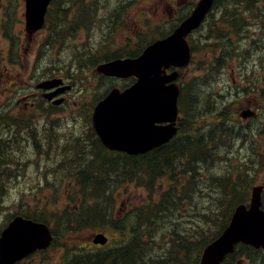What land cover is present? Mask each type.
I'll return each mask as SVG.
<instances>
[{"label": "rangeland", "instance_id": "rangeland-1", "mask_svg": "<svg viewBox=\"0 0 264 264\" xmlns=\"http://www.w3.org/2000/svg\"><path fill=\"white\" fill-rule=\"evenodd\" d=\"M2 1L3 5L0 8H7L11 12H9V21L7 23L3 21L4 16H2L1 22L5 23L6 32L14 40L18 39L21 34L19 28L15 27L16 10L20 6L19 1L23 0ZM197 1L56 0L52 17L53 21L63 20L62 29L59 31L49 25L47 30L42 31L32 55L21 56L19 52L10 51L6 56L7 65L11 66V59L17 61L20 58V62L16 65L15 72L18 74H15V79L4 82L6 87L14 85V88H23L26 82H29V77L21 79L20 76L25 67L31 66L34 62H37L39 77L54 72L56 75H65L67 78L76 75L78 79L75 82L76 93L72 95L70 101L71 106L67 110H59L51 116L45 115L46 111L43 109L38 111L29 109L24 112L18 108L17 114L21 117L17 119L16 112L10 110L14 106L15 99L19 97L16 95V91H7L3 96L4 101L1 104H6L7 110L0 112V123L5 127L15 123L18 126L22 125L20 130H25L28 127L29 129L23 133V136L27 138L26 143L21 141V138L13 139L16 142L11 146L8 145V139H5V142L2 141L6 151L2 154L5 163L4 170L9 174V177L6 178L2 175L7 185L5 186L7 195L0 204V231L13 215L22 211L28 213L38 211L48 218L50 224H54L53 227L59 237L58 242L65 248L72 245L86 246L87 249L95 251L98 248L91 243V240L96 233H107L110 237V245L116 246L117 234L113 231L116 225L118 229L123 230L124 239L128 241L130 235L137 230L136 226L145 222L142 216L137 217L136 215L140 213L149 219L150 215L145 213L143 208L153 207L156 218L153 220L155 219L157 227L154 234L150 236L149 243L150 247L152 246V259L157 261L158 257L166 259L167 252L175 247V243L179 239L187 240L192 236L190 240H194V244L198 241L199 244L200 241L213 237L221 230L223 215L226 211L225 201L234 200L232 202H235L248 196L245 194L246 190L245 192L243 190L254 181V178L246 174H239V169L243 167V155L248 154L246 150L241 149L245 136L248 135L251 142L255 143V147H258L256 152L264 154V134L256 136L255 141L251 131H248L247 134L244 133L239 110L242 105L246 104V100L243 95L238 97L245 85L250 87L244 76H241L240 70L243 62H255L249 64L250 68L262 65L261 74L264 77V43L252 41L256 34L263 37L262 31H259L264 29L262 24L260 27L251 23L252 27L243 41L246 48L244 47L238 56L223 61V66L215 64L216 58L221 54L220 46L211 44L209 48L206 46L204 48L203 42L199 40L207 29L209 31L213 19H209L205 24L204 28H207L204 31L194 35L193 42L199 52L195 55L194 64L185 71L182 82L191 83L192 80H195L199 85H202L208 75L205 85L208 93L203 92L193 113L184 114L185 135L198 134V131L203 132L207 125H214L215 122L222 120L219 114L216 116L202 114L210 113L212 109L210 101L213 100L216 92L224 93L222 101H231L233 118L229 122L235 123L237 129H232L225 137L222 136L221 139H218L220 143L216 145L215 158L209 160L207 164H203L202 169L194 174L191 188L186 187L185 192H182L183 183H187V181L177 169L174 173L169 172L166 176L157 179L155 181L156 189L153 191L148 190L145 186L147 178L131 173L128 177L132 176L133 180L119 183L113 193V211H111L108 220H104L103 223L100 221L90 222V226H86V221H80L78 218L77 221L74 214L70 215V218H73L72 223L74 222V225H78L77 227L80 229L74 240L65 238V223L60 220L61 218L55 217L57 213L72 212V209L77 208L85 198L83 194H80V188H73L77 181L75 176L81 166L86 164L87 156L93 155L92 151H99L96 138L89 128V117L92 111L88 107L91 103L98 101L112 85H123L117 81L103 80L95 75V65L103 61L104 56H111L128 44L136 50L140 44H145L147 40L159 35L158 30L163 32L162 34L170 32L178 19L184 16ZM67 4L71 8L62 13V9H67ZM82 5L92 9L91 15H95L91 25L85 23L88 25L87 27L81 26V20H78V6ZM119 7L121 9L125 7V15H117L115 10ZM260 20L264 21V19ZM51 35L53 38L50 40ZM214 39L216 38L214 37ZM50 41L53 45L48 48ZM3 46L8 48L7 39ZM22 54L24 53L22 52ZM21 59L23 64L19 67ZM74 102L86 105L85 109L80 111L76 106H73ZM200 125L202 126L197 129ZM253 126L254 129H259V124L256 125V122L253 123ZM210 129L220 133L218 125ZM242 133L244 137H241ZM80 135L87 142H92V145L89 146L90 152L86 151L85 144L84 148L81 146L83 149L81 152H87L86 157L76 155L79 146L77 148L71 146L70 152L65 155L63 153L57 155V151L65 149L62 142L66 140V137L72 139ZM47 141L53 142L48 147L49 150L40 147ZM54 150L55 154L52 153ZM17 169L21 170L19 174H16ZM217 179H223L224 183H219ZM108 181L109 184H112L111 179ZM240 182L243 183L240 185ZM179 187L181 190L178 189ZM164 197L168 198L171 204H167L166 216L161 219L162 208L159 205H162ZM159 210L161 212L157 217ZM78 211L79 209H77ZM80 213L82 214V212ZM112 219L115 220L113 223ZM144 229L145 231L149 229L148 224H144ZM150 231L154 230L149 229ZM63 255L64 251L61 248H54L44 255H34L22 264H61ZM45 259H48V262Z\"/></svg>", "mask_w": 264, "mask_h": 264}, {"label": "water", "instance_id": "water-1", "mask_svg": "<svg viewBox=\"0 0 264 264\" xmlns=\"http://www.w3.org/2000/svg\"><path fill=\"white\" fill-rule=\"evenodd\" d=\"M27 21L30 29L42 27L50 0H27ZM214 0H202L187 19L166 40L158 41L135 60L114 61L97 68L107 76H136L138 82L121 93L113 90L95 109L94 125L104 144L111 150L139 154L152 150L175 136L177 128V99L179 88L176 84L166 85L176 78L161 76L163 67L183 66L189 61V47L186 37L198 28ZM61 81H53L50 88ZM169 123L157 126V123ZM257 199L254 196V201ZM260 221L256 216L244 217L240 212L235 216L231 228L204 252L201 264H221L232 245L240 240H255ZM52 241L49 228L22 218H16L3 231L0 239V264H14L25 255L46 249ZM96 244H105L106 238L99 235Z\"/></svg>", "mask_w": 264, "mask_h": 264}, {"label": "trees", "instance_id": "trees-1", "mask_svg": "<svg viewBox=\"0 0 264 264\" xmlns=\"http://www.w3.org/2000/svg\"><path fill=\"white\" fill-rule=\"evenodd\" d=\"M262 9H264V0H217L215 5L217 13L210 15V18L213 19L212 26L209 31L207 29L205 36L207 44H211L215 37L220 42V45L224 46L222 49L225 53L230 46L235 45L234 37L238 38L239 35L247 30L250 23L264 26V21L260 20L264 19V12L258 11ZM216 17L218 20H215ZM252 18H255V21ZM62 23L60 24L62 25ZM54 25L59 27L57 20H55ZM233 34H237V36ZM218 63L220 64V61ZM187 99V96L182 99L186 112L195 111L196 107H194L195 109L192 108L193 106L188 103ZM216 135L217 133L212 131L202 134L200 132L196 136H192V134L185 135L176 139L169 146L154 152L145 160L126 158L108 160V163H112L114 167L108 168L103 165L101 172L102 181L112 178V176H109L110 174H114L119 181H123L124 177L132 171V174L139 176L145 172L149 175L150 181H152L156 175L160 174L161 165L170 169L178 167L184 171H186L185 168L189 170L197 167L198 171H200L203 164H207L209 160L214 159L216 156V150L210 147V143L213 138H216ZM1 163L2 157H0V168L2 167ZM1 173H4L2 169L0 170V183H3L4 180ZM82 174L89 179L88 171H84ZM7 176L9 177V174ZM85 186L87 185L85 184ZM4 190V185L0 184V204L5 195ZM92 192L96 198L106 195L104 191L94 190ZM84 193L85 195L87 194V192ZM82 210V214L80 212L76 214V220L78 218L80 221H86V226H90V222L100 221V223H103L104 220H108L111 211H113V206L97 201L91 207L84 204ZM107 211L109 212L107 213ZM74 213L71 212L67 218L63 217L60 219L64 221L66 236L70 238H73L80 231L77 227L78 225L76 226L74 222L72 223L73 218H70V215ZM28 217L38 221H45L42 217ZM141 225L136 227L137 230L130 235L128 241L123 239L122 245L115 248L90 251L83 249L81 246L73 245L70 255L64 257L62 264H187L184 257H181L182 252H186V259L190 260L191 257L182 248L170 251L166 260L158 259L154 261L150 256V244L144 241ZM181 244V242L178 243L179 246Z\"/></svg>", "mask_w": 264, "mask_h": 264}, {"label": "flooded vegetation", "instance_id": "flooded-vegetation-1", "mask_svg": "<svg viewBox=\"0 0 264 264\" xmlns=\"http://www.w3.org/2000/svg\"><path fill=\"white\" fill-rule=\"evenodd\" d=\"M2 5H3V1L0 0V7H2ZM19 5H20L19 8H17L16 10L17 20L15 22L16 24L15 27L19 28L21 35L18 37V39H15V40L12 38L10 34L6 32L5 23H3V21H5L6 23L9 21V17H10L9 12L11 11H9L7 8H0V22L3 19L2 16H4V20L0 23V112L5 110V107H4L5 105L1 104V102L4 101L3 96H5L7 91H11V92L16 91V95L18 96L20 95L19 96L20 98L16 99L17 101L11 110H14V108L17 107V108H21V111H28L29 109H37L39 108L40 105L42 106L43 104L48 109H61V110L65 109L70 105V101L72 99L71 94L74 93L75 88H73L72 91H68V92L62 91L58 96H56L53 100L50 101L47 96L55 93L60 88L58 89L54 88L49 91H44V90L39 89L38 85L41 82L52 80L56 77L52 74H48L44 79L40 81L37 62H34L31 71H29L27 67L26 72H24L26 76H30V77H29V82H27L23 88H20V89L14 88V85L10 87L4 86V82L12 81V79H15V74H18L15 72L16 65L17 63L20 62V58L17 61H13L11 59L10 61L11 66H8L6 56H8V54L12 50L19 52L21 56H27L29 54L32 55L34 46L37 44L38 33L29 35L26 29L25 0H23L22 3L20 2ZM24 28H25V31H24ZM6 39L8 40V48L7 46L6 47L3 46V43L6 42ZM22 39H24L23 42H22ZM22 51L24 52V54H22ZM35 57H37L36 54H35ZM22 64L23 62L21 59L20 66ZM24 73H22V77ZM59 77L62 78L66 82V79L63 76H58L57 78ZM58 100H62L63 103L60 105H57L56 101ZM74 106H78L82 108L84 105H78L75 103ZM251 106L252 105L250 104L245 110H252ZM5 132L7 134H11L7 126L5 127ZM81 139L82 138L80 137L79 139H77L76 142L78 144H81L80 143ZM66 143L67 141L63 145H65ZM258 156L259 155L256 153V157ZM261 169L264 170L263 167ZM260 177H261V172L258 173L256 179L258 180V178ZM255 184L256 185L254 186H261L263 188L261 192V196H262L261 209L264 212V178H262L261 182H255ZM253 187L252 188L248 187L245 194L249 193V196H246L244 199L240 200L237 203V205L234 207V209L230 212L226 227L229 226L230 220L237 206L243 205L247 209L250 208ZM225 264H264V246L253 247L245 243H240L236 246L235 251L232 254L228 255V257L226 258Z\"/></svg>", "mask_w": 264, "mask_h": 264}, {"label": "bare ground", "instance_id": "bare-ground-1", "mask_svg": "<svg viewBox=\"0 0 264 264\" xmlns=\"http://www.w3.org/2000/svg\"><path fill=\"white\" fill-rule=\"evenodd\" d=\"M163 156V155H161ZM161 187V186H160ZM165 192V191H164ZM196 220V219H195ZM172 225V224H171ZM120 228V227H119ZM180 242V239L176 241V243H179ZM128 243V242H127ZM122 247V246H121ZM120 259V258H119ZM116 260V259H115Z\"/></svg>", "mask_w": 264, "mask_h": 264}]
</instances>
